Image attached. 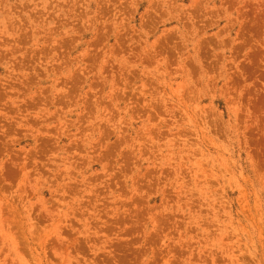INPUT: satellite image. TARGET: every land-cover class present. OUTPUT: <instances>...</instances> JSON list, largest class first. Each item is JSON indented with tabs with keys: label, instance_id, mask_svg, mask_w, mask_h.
I'll use <instances>...</instances> for the list:
<instances>
[{
	"label": "rangeland",
	"instance_id": "obj_1",
	"mask_svg": "<svg viewBox=\"0 0 264 264\" xmlns=\"http://www.w3.org/2000/svg\"><path fill=\"white\" fill-rule=\"evenodd\" d=\"M0 264H264V0H0Z\"/></svg>",
	"mask_w": 264,
	"mask_h": 264
}]
</instances>
